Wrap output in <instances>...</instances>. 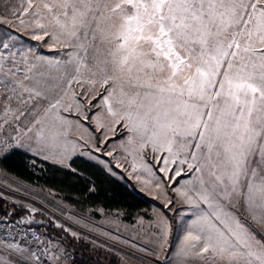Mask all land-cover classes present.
<instances>
[{
	"label": "snow or ice",
	"instance_id": "snow-or-ice-1",
	"mask_svg": "<svg viewBox=\"0 0 264 264\" xmlns=\"http://www.w3.org/2000/svg\"><path fill=\"white\" fill-rule=\"evenodd\" d=\"M0 7V112L16 122L31 116L39 124L38 112L57 109L67 95L62 82L92 86L76 102L86 112L98 84L108 93L107 111L117 115L114 99L125 109L120 120L140 136V148L150 145L159 153L163 177L156 188L182 176V166L208 170L211 191L201 180L197 199L215 209L217 221L223 214L229 223L220 221L221 230L209 215L199 216L189 229L200 231H187L185 246L201 244L195 255L210 253L224 264H264V175L254 183L264 168V0H2ZM19 28L36 40L65 36L107 43L102 78L80 79L87 65L79 57L44 81L18 75L22 64L28 72L35 67ZM78 47L87 54L85 43ZM88 71L96 75L92 67ZM30 132L33 127H26L24 135ZM189 141L203 154L200 166L189 160L197 159L196 151L182 158L173 150ZM22 148L20 139L0 142L3 158ZM180 195L199 207L188 192Z\"/></svg>",
	"mask_w": 264,
	"mask_h": 264
},
{
	"label": "rangeland",
	"instance_id": "rangeland-1",
	"mask_svg": "<svg viewBox=\"0 0 264 264\" xmlns=\"http://www.w3.org/2000/svg\"><path fill=\"white\" fill-rule=\"evenodd\" d=\"M3 11V7H0V12ZM19 31L22 34L21 44L25 53L29 56L30 64L35 67L28 72L29 65L22 64L18 75L27 74L34 78L33 82L44 81L50 75H60L57 68L62 70L65 62L79 57L87 65L81 68L80 79L88 80L91 77V79L99 80L102 78L105 60L109 56L110 46L107 43L97 41L95 45H89L86 41H77L65 36H59L57 39L46 37L44 40H36L30 31H25L23 28H19ZM82 42L88 48L87 54L78 47ZM28 49H31L30 53ZM88 67H92V70L96 72L94 77L91 76ZM62 87L67 89V95L64 96L61 105L47 114L40 110L35 117L40 120L39 124H34L31 116L21 118V121L16 122L13 121L11 114L5 116L3 112H0V142L15 144L16 139H20L25 144V148L22 149L27 153L63 167H68L70 158L68 160L66 158L70 150L74 149V146L77 147L78 143L81 147L103 156L106 159L103 162H109L116 178L126 181L129 186L149 197L150 203L145 211L147 215L135 213L132 221L128 222L121 218L120 210L106 212L99 206H75L65 201L58 191L37 182L19 179L0 166V196L26 210L27 215L21 217L20 220L27 224L36 223L39 218L33 215L40 213L54 225L63 227L68 234L81 238L90 246H99L112 251L118 257L117 264H224L210 253L203 256L195 255V251L200 248L201 244H197L196 249H189L184 244L187 231H200L199 226H193L192 229H189V226L193 225V222L197 221L201 215H209L211 222L221 230H224V225L220 221L229 223L223 214L220 216V221H217L212 216L215 209L197 199V192L202 190L201 180L205 182L203 187L211 191L209 182L212 178L208 175V170L204 168L196 172L194 167L189 171L186 165L182 166L184 169L182 176L170 182L165 179L161 182L160 188H156L158 178L163 177V174L157 171L159 164L155 158L159 156V153L152 152L150 145L144 149L140 148L142 142L140 136L129 130L126 120H120V115L125 109L116 104L114 99L111 100L113 111L117 113L113 116L107 111V105L104 102L96 103L97 97L103 91V88L99 86L94 92V99L89 105V110L81 112L76 108V102L82 99L79 94L92 86L88 83L73 82L69 87L62 82ZM116 92H119V88ZM105 95L107 96L108 93L105 92ZM92 112L93 119L90 118ZM85 116L88 118L85 119ZM5 120L8 123H5ZM123 122L126 124L127 131L121 138L109 137L103 141L99 140L97 146H94L93 141L88 142L94 140L93 132L97 133L93 124L101 128L100 131L103 132L111 130L116 124L123 125ZM26 127H33V132L25 136ZM114 131L119 134L122 128L117 125ZM37 132H40L39 136ZM14 137L16 139H13ZM84 138L88 141H83ZM112 142L118 146L121 153L128 155L130 166L124 159H118L113 150L107 149ZM192 143L193 141H189L183 146L176 144L173 150L179 151L182 158L189 151H196L197 159L191 160L189 157V160L194 166H200L203 164V154L193 149ZM2 155L3 152H0V157ZM98 160L102 161L100 158ZM31 162L35 163L33 160ZM262 175H264V168L258 169L254 183H258ZM181 191L188 192L199 207L186 202L180 195ZM168 201L171 203L169 204ZM227 211L228 209L225 208V212ZM165 224L167 225L166 235L162 232ZM39 233L44 243L53 252V264H68L70 258H64V250L67 249L65 245L54 236L46 235L41 230ZM22 248L25 247L18 244L14 245L11 251L0 250V252L18 261L19 257H25ZM182 248L184 252L180 254ZM57 257L59 259H56ZM240 264H243V261Z\"/></svg>",
	"mask_w": 264,
	"mask_h": 264
},
{
	"label": "trees",
	"instance_id": "trees-1",
	"mask_svg": "<svg viewBox=\"0 0 264 264\" xmlns=\"http://www.w3.org/2000/svg\"><path fill=\"white\" fill-rule=\"evenodd\" d=\"M0 166L19 179L37 182L58 191L65 201L75 206H99L106 212L120 210L121 218L128 222L132 221L135 213H145L150 203L149 197L129 186L126 181L116 178L100 164L78 154L70 157L68 167H63L17 149L7 158L2 155ZM4 210L12 213L7 217L27 224L20 220L27 215L26 210L0 196V217H5ZM33 216L39 218V221L29 222L28 225L56 237L71 250L68 264H117L118 257L112 251L90 246L81 238L68 234L63 227L54 225L40 213H34Z\"/></svg>",
	"mask_w": 264,
	"mask_h": 264
},
{
	"label": "built area",
	"instance_id": "built-area-1",
	"mask_svg": "<svg viewBox=\"0 0 264 264\" xmlns=\"http://www.w3.org/2000/svg\"><path fill=\"white\" fill-rule=\"evenodd\" d=\"M0 220L3 221L0 223V250L11 251L14 245L21 244L27 249L31 257L17 256L20 259L18 262H23V264H53V252L42 240L38 229L28 224L16 222L11 218L0 217ZM70 255L69 249L64 250V258H69Z\"/></svg>",
	"mask_w": 264,
	"mask_h": 264
},
{
	"label": "crops",
	"instance_id": "crops-1",
	"mask_svg": "<svg viewBox=\"0 0 264 264\" xmlns=\"http://www.w3.org/2000/svg\"><path fill=\"white\" fill-rule=\"evenodd\" d=\"M36 60H37V57H36ZM98 87L99 86L96 85L95 86V89L93 90V92H96V89ZM105 96H106L105 95V91L103 89V91L101 92V94L97 97L96 103H98V104H99V102H102L103 103ZM93 112H94V110H93ZM93 112L90 114V118L91 119H93ZM92 123H94L93 120H92ZM117 125H119L122 128V131L119 134H118V132L115 133V131H114L117 128ZM93 126L95 127V131H97L96 134L92 131L93 134H94V140L92 139L91 141H88V139H85L84 138L83 141H85V140L88 141V142H92L93 141L94 146H97L99 140H102L103 141V140H105L106 138H109V137H112L113 139L121 138L122 136H124L125 132L127 131L126 130V124L124 122H123V125L121 123L116 124L115 127L112 128L111 130H107V131H103V132L100 131L101 128H98L97 125L93 124ZM89 129H91V128H89ZM112 138L110 139L111 141L113 140ZM78 141H80V140H78ZM75 142L77 143V141H75ZM73 148L74 149L70 150L69 156L66 158V160H68V158H70L72 155H75V154L82 155L83 157H86L87 159H90L91 161H94V162L100 164L106 171H108L112 175L116 176V174H114V172L112 171V168H111L109 162H105V163L103 162V160H106L105 158H103V156L97 155L95 152H93L92 150H90L88 148L81 147L80 145H78V143H77V147L74 146ZM107 149L108 150L109 149L113 150L114 155L118 159H122V160L124 159L125 162H127L129 164V166H130V159H129L128 155H125V154L121 153L119 151V149H118V146L115 145L113 142H112L111 145H108V148ZM22 150H24V149H22ZM98 157L100 159H102V161L101 160H98L99 159ZM42 159H44V158H42ZM22 249H24L22 252L23 253L25 252L24 256L26 258H30L31 255L29 254V252L27 251V249H25V248H22ZM17 263H18V261L14 260L13 258H11V257H9L7 255H4L3 253L0 252V264H17ZM52 263H54L53 260H52Z\"/></svg>",
	"mask_w": 264,
	"mask_h": 264
}]
</instances>
